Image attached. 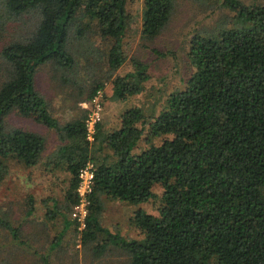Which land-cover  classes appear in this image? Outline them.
Masks as SVG:
<instances>
[{"label":"trees","instance_id":"trees-1","mask_svg":"<svg viewBox=\"0 0 264 264\" xmlns=\"http://www.w3.org/2000/svg\"><path fill=\"white\" fill-rule=\"evenodd\" d=\"M173 1L142 0L143 39L161 34ZM221 1L233 13L229 26L190 38L192 73L184 88L150 114L129 108L119 117V129L102 134L100 122L90 144L86 111L60 125L35 88L36 77L48 64L54 74L73 69L70 37L82 40L91 31L113 40L108 66L119 68L125 62L128 0H0L4 23L19 28L31 20L26 35L0 50V171L9 158L35 166L45 144L41 135L7 127L11 112L56 132L70 179L61 210L70 215L78 172L92 162L96 172L82 243L104 234L100 245L119 244L128 256L122 264H264V6ZM132 65V72L114 80V100L142 93L149 80L148 64L133 59ZM101 88L96 85L86 99ZM155 184L162 191L156 211L138 209L131 217L141 241L102 228L104 200L146 203ZM32 207L30 198L28 216ZM0 226L18 240V228L1 217Z\"/></svg>","mask_w":264,"mask_h":264},{"label":"rangeland","instance_id":"rangeland-1","mask_svg":"<svg viewBox=\"0 0 264 264\" xmlns=\"http://www.w3.org/2000/svg\"><path fill=\"white\" fill-rule=\"evenodd\" d=\"M239 1L248 6H264V0ZM221 2L174 0L172 16L161 34L154 40H145L140 33L143 2L128 0V30L123 41L125 62L119 68L112 71L108 66L112 39L101 38L95 31L85 34L82 40L72 34L69 48L76 60L75 67L54 74L50 64L42 66L35 88L48 102L51 114L64 125L82 115L81 104L93 97L86 99L96 85L102 84L98 89L102 93V134L119 129V117L129 108L136 106L150 114L154 106L163 105L170 94L184 88L192 73L187 58L190 38L199 32L210 35L215 29L229 26L227 16L233 13L222 9ZM86 22L83 19L80 24ZM16 25L0 20V50L9 40L26 35L31 20L20 22L19 28H15ZM153 50L164 55L159 56ZM133 59L148 64L145 72L149 80L143 83L142 93L114 100V80L133 71ZM5 124L41 135L45 144L35 166L26 167L9 158L0 171V217L12 228L19 229L18 240L14 241L10 231L0 226V264H122L128 259L119 244L100 245L104 234L83 244L82 231L70 215L61 210L70 179L59 151L64 143L57 133L29 118H21L17 112H11ZM161 192L159 184H155L154 197L139 205L104 200V211L100 215L102 228L120 239L141 241L143 235L131 222V217L138 209L155 212L160 205ZM30 198L33 211L28 216ZM52 243L53 248H50Z\"/></svg>","mask_w":264,"mask_h":264},{"label":"built area","instance_id":"built-area-1","mask_svg":"<svg viewBox=\"0 0 264 264\" xmlns=\"http://www.w3.org/2000/svg\"><path fill=\"white\" fill-rule=\"evenodd\" d=\"M101 97V91L97 90L89 101L81 104L82 109L86 111L84 121L85 139L90 144L95 141L97 126L102 119ZM95 172L96 166L92 162H88L78 172V185L76 188L77 203L73 206L70 217L76 222L80 231H83L86 226L90 196L93 193L94 187Z\"/></svg>","mask_w":264,"mask_h":264}]
</instances>
